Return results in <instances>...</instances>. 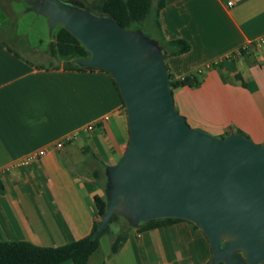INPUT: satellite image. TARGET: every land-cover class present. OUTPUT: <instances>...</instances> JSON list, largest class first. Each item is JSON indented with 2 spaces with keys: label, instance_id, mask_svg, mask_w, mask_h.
<instances>
[{
  "label": "crops",
  "instance_id": "0c3cea01",
  "mask_svg": "<svg viewBox=\"0 0 264 264\" xmlns=\"http://www.w3.org/2000/svg\"><path fill=\"white\" fill-rule=\"evenodd\" d=\"M158 20L165 39L190 44L187 52L166 55L169 72L178 80L199 79L173 89L178 111L195 128L209 131L204 119L210 118L238 128L227 134L264 142V42L258 41L264 0H166ZM8 26L0 21V241L59 247L88 236L98 220L95 180L129 142L123 98L108 72L64 68L76 57L57 61L50 47L31 45L23 57ZM51 59L56 67H37ZM74 132V141L54 148ZM43 148L44 155L26 161ZM139 227L128 230L123 247L107 253L103 264H211L209 240L192 222Z\"/></svg>",
  "mask_w": 264,
  "mask_h": 264
},
{
  "label": "water",
  "instance_id": "95a60500",
  "mask_svg": "<svg viewBox=\"0 0 264 264\" xmlns=\"http://www.w3.org/2000/svg\"><path fill=\"white\" fill-rule=\"evenodd\" d=\"M52 30L62 25L89 51L77 63L109 72L129 128L121 159L106 167V212L133 227L155 219L192 222L209 240L211 264L264 263V142L193 128L175 106L165 53L142 29L61 0H32Z\"/></svg>",
  "mask_w": 264,
  "mask_h": 264
},
{
  "label": "trees",
  "instance_id": "16d2710c",
  "mask_svg": "<svg viewBox=\"0 0 264 264\" xmlns=\"http://www.w3.org/2000/svg\"><path fill=\"white\" fill-rule=\"evenodd\" d=\"M81 3L84 7L92 10L95 13L109 14L114 16L118 23L126 29H132V26L135 23L148 19L147 26L151 25V27L154 28V32L157 33L156 40L160 43L165 55H178L187 52L190 49V44L186 40H167L161 33L158 15L160 10L165 5L166 0H157L155 5H153V0H82ZM153 6L154 16L152 21H149ZM50 53L53 56H72L78 59L87 58L90 56L89 51L84 47V45L62 25H59L55 42H53L50 46ZM37 67L54 68L56 65L51 63L48 66L38 65ZM64 68L80 70L98 69L94 67H82L77 63L76 60L66 62L64 64ZM169 75L171 88L173 89L184 86L193 87L199 84L197 74L185 76L184 79L180 80L174 78L170 72ZM110 76L112 77L118 91L120 92L113 76L111 74ZM123 104L125 109L124 101ZM98 184L99 186L104 187V189L106 188V180L99 181ZM98 202V217L101 219L103 214L106 212L107 199L99 197ZM119 215L120 214L115 213L113 215L112 221H114ZM100 219L95 221L93 229L88 236L59 247H44L27 241H0V264H87L90 256L98 249L100 238L106 234H109L112 240L110 253L115 254L123 247L127 240V232L130 228H133V226L127 222V225L124 228H120L117 232H113L109 225L99 234L97 238H94L93 235L97 230V224ZM171 220L182 219H155L141 225L138 229H150L157 224ZM195 227L198 228L197 226ZM218 264L224 263L220 262Z\"/></svg>",
  "mask_w": 264,
  "mask_h": 264
},
{
  "label": "rangeland",
  "instance_id": "374dc122",
  "mask_svg": "<svg viewBox=\"0 0 264 264\" xmlns=\"http://www.w3.org/2000/svg\"><path fill=\"white\" fill-rule=\"evenodd\" d=\"M61 1L83 6L81 3L82 0H61ZM156 1L157 0H153V3H155ZM29 2L30 0H0V21H2V23L5 24L8 23L9 31L12 32V34H17L16 38L15 37L12 38L13 42L11 41V43L13 44V47L16 50H18L23 57L29 56L30 51L28 50L30 49V45L36 46L37 48L36 50L48 49L51 46V39L55 38V35L59 30V26L57 25V27H55L53 31H50L49 22L48 19H46V17L37 14L35 11H28L30 9L29 7H31L28 6ZM153 11H154V6L150 13L149 21H152L153 19L154 16ZM147 25H148V19H145L143 21L135 23L132 26V29H138V28L142 29L152 39H156L157 33L154 32L153 30L154 28H152L151 25L149 26ZM4 36L6 37L7 35ZM65 58L68 57L59 56L54 60L57 61L67 60ZM54 60L51 59V62L50 60L49 62L53 63ZM204 120L207 123L206 126L210 127V130L209 131L206 130V131L210 132L211 134L217 137H224L231 129H238L234 127H230V128L221 127L217 125L214 121H212L210 118ZM188 123L191 127L195 128L194 126L195 124L191 122ZM205 129H209V128H205ZM243 135L246 136V134ZM84 167L85 166H78L77 169L80 170ZM74 168L76 169V167ZM104 180H106V175L104 171H102V173L98 175V179L95 180V182L98 184L99 181H104ZM99 187H100V197L106 199V192L104 187L101 186ZM98 219H100V217H98ZM127 222H128L127 219L120 214L119 216H117V218L114 221L110 223V228L112 229L113 232H117L120 228H124L127 225ZM111 242L112 240L109 234L103 235L100 238L99 247L94 252L90 264H103V261L106 259L107 253L111 252Z\"/></svg>",
  "mask_w": 264,
  "mask_h": 264
},
{
  "label": "built area",
  "instance_id": "2783aa9c",
  "mask_svg": "<svg viewBox=\"0 0 264 264\" xmlns=\"http://www.w3.org/2000/svg\"><path fill=\"white\" fill-rule=\"evenodd\" d=\"M234 4V1H230L229 2V5H232ZM259 42H264V37H261L258 39ZM185 77L181 78V79H184ZM93 125H89L87 126V130H91L93 129ZM79 135V132H74V133H71V134H68L67 136H65L64 138H62L61 140H58L57 142L54 143V148L56 149H62L66 144L68 143H71L72 141H74ZM47 148H43L41 150H39L36 154H31L30 156H28L26 158V161H29L31 159H33L34 157H37V156H42L44 155L46 152H47Z\"/></svg>",
  "mask_w": 264,
  "mask_h": 264
}]
</instances>
